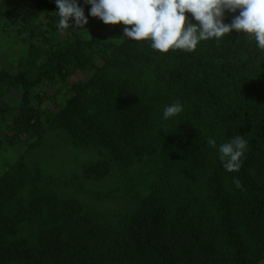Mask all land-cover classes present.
Wrapping results in <instances>:
<instances>
[{"label":"trees","instance_id":"trees-1","mask_svg":"<svg viewBox=\"0 0 264 264\" xmlns=\"http://www.w3.org/2000/svg\"><path fill=\"white\" fill-rule=\"evenodd\" d=\"M56 10L55 0H0V32L28 42L14 69L0 68V117L15 122L0 128V152L25 149L0 176V264H263L264 51L254 38L233 31L161 54L96 28L90 40L58 30ZM10 90L18 97L5 108ZM174 102L184 110L165 120ZM49 132L91 155L78 173L54 177L30 160ZM237 135L247 151L229 173L218 148ZM108 178L110 189L89 193L124 203L117 213L56 192Z\"/></svg>","mask_w":264,"mask_h":264},{"label":"clouds","instance_id":"clouds-1","mask_svg":"<svg viewBox=\"0 0 264 264\" xmlns=\"http://www.w3.org/2000/svg\"><path fill=\"white\" fill-rule=\"evenodd\" d=\"M90 5L88 16L98 18L105 25L122 23L123 37L132 41H148L152 50L194 52L202 41L217 40L233 31L248 35L256 47L264 51V0H83ZM58 30L86 29L88 19L78 0H55ZM230 23L225 13H237ZM186 13L190 14L186 16ZM70 18L75 26H70ZM195 21V22H193ZM184 110L179 102L167 105L163 118L168 120ZM208 143L216 148V141ZM247 151V141L241 135L219 145V160L225 171L237 172ZM237 188L238 178H233Z\"/></svg>","mask_w":264,"mask_h":264},{"label":"rangeland","instance_id":"rangeland-1","mask_svg":"<svg viewBox=\"0 0 264 264\" xmlns=\"http://www.w3.org/2000/svg\"><path fill=\"white\" fill-rule=\"evenodd\" d=\"M85 16L88 19L86 29L74 28V32L80 36L81 39L90 40L91 31L96 28L100 33L102 39L107 42L121 43L125 38L123 37V28L131 27L125 26L122 23L116 25H105L98 18L88 16L90 5L83 6ZM44 30L48 28L42 24ZM66 32L61 33L60 39L66 36ZM24 35L16 30L10 34L0 32V68L9 66L11 69L15 68V56L20 52L25 53L28 42L23 39ZM57 38H52V43H57ZM14 56V58L12 57ZM4 91H7L4 88ZM18 95L15 91L10 90L6 96L3 106L6 108L15 107L14 100ZM64 96L59 97V105L65 104ZM5 119L0 117V128L9 130L7 125H14V117L12 112H8ZM15 141V140H14ZM13 141V142H14ZM45 146L39 148L36 152L30 154V160L40 161L43 165L45 172L54 177H69L73 173H78L83 163L91 158V155L85 151L77 150L69 145L68 140L65 138L62 132H49L44 138ZM22 146H18L17 141L15 143H5L3 150L0 152V176L2 172L8 166H12L20 155L24 152ZM113 185L112 178H108L104 183L97 185H86L83 188L88 191L84 193L83 190H75L72 187L62 186L61 189H56V192L64 198L74 197L79 199L83 204L91 208L96 214H112L122 210L125 206L124 203H118L114 201H103L94 197L91 193L102 194L104 191L110 189ZM264 264V263H263Z\"/></svg>","mask_w":264,"mask_h":264}]
</instances>
